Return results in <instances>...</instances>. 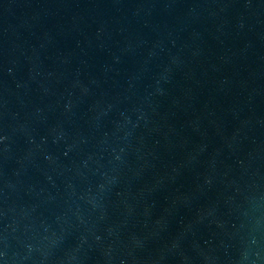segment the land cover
<instances>
[{"label": "water", "instance_id": "water-1", "mask_svg": "<svg viewBox=\"0 0 264 264\" xmlns=\"http://www.w3.org/2000/svg\"><path fill=\"white\" fill-rule=\"evenodd\" d=\"M0 264H264V0H0Z\"/></svg>", "mask_w": 264, "mask_h": 264}]
</instances>
